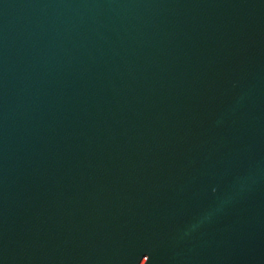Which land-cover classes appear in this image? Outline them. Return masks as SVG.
I'll return each mask as SVG.
<instances>
[{
    "label": "water",
    "instance_id": "95a60500",
    "mask_svg": "<svg viewBox=\"0 0 264 264\" xmlns=\"http://www.w3.org/2000/svg\"><path fill=\"white\" fill-rule=\"evenodd\" d=\"M0 264H264V0H0Z\"/></svg>",
    "mask_w": 264,
    "mask_h": 264
}]
</instances>
